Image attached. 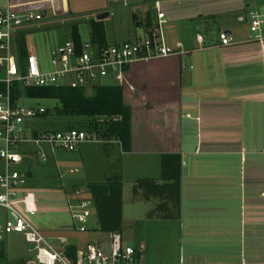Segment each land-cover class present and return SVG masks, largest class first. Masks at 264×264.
Returning a JSON list of instances; mask_svg holds the SVG:
<instances>
[{
  "label": "crops",
  "instance_id": "obj_1",
  "mask_svg": "<svg viewBox=\"0 0 264 264\" xmlns=\"http://www.w3.org/2000/svg\"><path fill=\"white\" fill-rule=\"evenodd\" d=\"M128 1L148 4L134 9L136 27L146 36L134 32L133 41L148 37L156 29V5L161 10L162 1ZM180 3L175 0L171 8ZM122 4L125 6L127 0ZM105 11L106 7L97 10ZM203 12L197 20L192 9L177 13L183 15L176 18L163 12L168 21L164 31L175 34L167 40L164 33L166 45L188 54L138 61L127 68L126 80L120 85L124 102L132 111L131 151L123 153L113 142L101 145L102 149L85 143L88 145H81L77 151L65 152L80 160L76 163L82 165L86 176L83 188L120 179L123 209L119 234L123 242L145 245V263L264 264V50L251 40L249 24L242 15L220 27L219 14ZM221 32L233 39L230 46L221 45ZM198 36L203 37L202 44ZM45 131L53 130L30 133ZM33 146L19 147L23 155L19 169L28 174V188L36 196V214L40 204L45 217L50 206L47 199L38 202L37 193L48 198L58 186L50 169L39 172L37 157L46 155L47 160H41L48 163L51 156L50 166H69L71 174L79 168L61 160L64 156L60 154L67 155L60 149L48 146V154ZM117 152L129 156L133 162L130 167H125V158L119 163L113 161ZM151 159L156 164L153 170L152 162L144 166ZM142 165L146 175L135 182L134 189V201L140 204L133 206L134 213H127L123 177L130 170L140 171ZM4 168L3 163L2 172ZM57 171L65 204L69 208L71 199L78 205L73 193L81 187L77 185L79 179H65ZM10 218V213L2 210L0 221ZM47 218L55 220L58 232L45 237L60 242L55 246L65 252L74 250L76 256L91 243H105L110 235L100 233V238L90 241L83 235L89 231H77L76 222L73 225L59 217ZM52 221L42 226L48 228Z\"/></svg>",
  "mask_w": 264,
  "mask_h": 264
},
{
  "label": "built area",
  "instance_id": "obj_2",
  "mask_svg": "<svg viewBox=\"0 0 264 264\" xmlns=\"http://www.w3.org/2000/svg\"><path fill=\"white\" fill-rule=\"evenodd\" d=\"M4 1L5 6L0 8V161L5 168L0 173V210L10 213L11 218L5 222L0 221V236L22 234L29 244L34 245L37 264H148L143 261L145 245L126 246L118 233L110 234L105 243L89 244L75 259H69L63 248L58 249L50 243L16 208V205H22L28 214L37 212L36 196L28 188V174L19 169L23 162V155L19 152L21 145H48L73 152L86 142H114L120 145L124 153L120 142L106 141L87 131L73 129L45 131L36 136L31 134L24 124L36 117L37 111L24 109L20 104L22 97L16 93L33 87L93 89L102 85L101 80L104 78H112L116 83L123 84L127 68L138 61L188 53L173 50L166 45L163 31L168 21L157 4V26L152 36L101 49L88 45L80 55L70 40L51 48L50 70L44 71L34 51L28 50V54L21 60L17 44L20 33L30 25L39 26L44 14L19 12L12 6V0ZM109 1L123 3L125 0ZM249 17L251 40L264 50V14L251 11ZM197 40L203 43L202 36H198ZM219 40L223 47L233 43L226 32L219 34ZM89 49L92 50L88 52ZM41 157L43 161L47 160L46 155L42 154ZM73 196L78 200V205L72 204L70 199L69 208L78 223L77 230L86 233L93 207L89 190L77 188Z\"/></svg>",
  "mask_w": 264,
  "mask_h": 264
},
{
  "label": "rangeland",
  "instance_id": "obj_3",
  "mask_svg": "<svg viewBox=\"0 0 264 264\" xmlns=\"http://www.w3.org/2000/svg\"><path fill=\"white\" fill-rule=\"evenodd\" d=\"M161 10L170 16H178L183 13L188 12V10H193L194 13V20L198 19L199 15H203L205 12L204 10H213L217 14H219V18L221 20L219 22L220 27H224L227 23L232 24L236 20V15H242L246 19V24H249V35L250 33V17L249 14L251 11L258 12L260 14H264V0H178L180 5L174 6L171 8L172 3L175 0H161ZM167 4H170V7H166ZM148 4L136 5L132 4L127 0V4L124 6L122 3H111L109 0H12V6L16 11L19 12H35L44 14V19L38 24L30 25L26 27V31L29 32L25 36L26 47L29 51H34L37 53L38 60L40 66L44 71L50 70V61H51V54L50 50L54 46L63 45L66 42L71 40V29L73 26H78L79 31L82 37V41L85 45H90L91 48L94 47L92 43L91 37V24L90 22L95 19L96 14L98 13L97 10L106 7L108 12L112 14V16L108 19L103 21L105 30H106V41L109 45L114 44H122L124 42L133 41L136 37L134 36V32H137V36L145 37L144 31L138 27H136L134 21V9L137 8H144ZM151 4H149L150 6ZM154 5V4H153ZM5 6V1L0 0V8ZM155 6V5H154ZM156 11V10H155ZM176 12V13H175ZM203 12V13H202ZM175 14V15H174ZM188 14V13H185ZM157 15V13H156ZM171 17V16H170ZM157 18V17H156ZM176 18V17H175ZM243 29V27L241 26ZM164 30L167 31V28L164 27ZM164 31L167 35V40L173 39L175 36L174 33H169ZM92 49H89L90 52ZM263 77H264V53H263ZM102 85H115L116 83L112 78H104L101 80ZM93 90L87 89V95H92ZM20 104L24 109H31L38 112H45L48 109H53L58 106V101L56 100H36V99H29V98H22L20 100ZM77 120V121H76ZM72 119L73 123H79L76 126L81 127L80 123L83 125L84 120L80 119ZM68 120L64 119L61 120L62 124L67 123ZM58 120L48 117V118H37L34 117L28 120L24 127L29 130H58L60 127ZM89 143V142H86ZM96 144L94 147H100L103 144L94 143ZM85 146L88 144L83 143ZM82 144V145H83ZM81 146V145H80ZM79 146V147H80ZM33 148L38 149L39 151L42 149L44 152L48 153L49 147L48 145H34ZM60 149L64 151L65 155L60 154V157L64 156L61 160L71 161V163L79 162L80 160L77 157H72L68 155L67 152L70 151L56 148V150ZM79 149V148H78ZM77 149V150H78ZM76 150V151H77ZM67 151V152H65ZM72 153V152H71ZM49 154V153H48ZM127 154H120L117 152L116 156H113V161L115 163H119L122 158H125V167L126 165L131 166L132 160L128 158ZM127 158V159H126ZM130 159V160H129ZM51 156L49 157L48 163H44L41 160V157H37L36 165L43 171L45 167L50 169V173L53 174V178L56 180V185L58 189H54V194L48 195V198L42 197L40 193L38 194V202H42L44 199H47L49 204V209L46 211L48 213H44L46 216L42 217V212H40V204H38V213L35 214H28L25 212L24 207L22 205H16V208L22 212L27 220L33 225V227L39 231L43 236L46 235H54L57 233V227L55 225V220L48 219L47 217H59L63 219V221H67L74 225V220L70 214L68 206L65 204L67 201L65 199L64 192H62V187L60 185L57 170H60V174L65 177V179L72 180V179H79L78 186L79 188H83L85 186L86 176L84 173V169L82 165L75 164L79 168L77 173L71 174L69 172V166H59L57 167L50 166ZM151 161H147L144 166H147ZM133 163V162H132ZM65 165V164H64ZM55 166V165H54ZM142 165V168L138 172H132L130 170L127 172L124 178V202L127 209V213H132L133 206L139 205L140 203L134 201V189H135V182L142 176L146 175V169ZM151 170H153L156 166L155 163H151ZM53 167V168H51ZM75 167V168H77ZM3 170V163L0 161V173ZM114 170V167L113 169ZM111 174V173H110ZM57 178V179H56ZM58 181V182H57ZM73 181V180H72ZM55 182L53 185H55ZM42 197V198H41ZM144 204V203H143ZM134 209V208H133ZM55 210V211H54ZM57 210V212H56ZM140 211V209L138 210ZM2 214V210H0ZM134 213V212H133ZM0 214V215H1ZM34 215V216H33ZM52 221L48 223L49 227L45 228V223L47 221ZM98 216L97 211L94 207H92V214L89 219L88 223V234H83L84 237H87L88 240H93L95 238H100L101 234L98 231ZM44 225V226H42ZM76 230L78 228V223H75ZM78 231V230H77ZM54 246L59 244L60 242L50 241ZM63 244V243H62ZM126 246H137L133 243L124 242ZM61 245V244H60ZM59 245V247H60ZM64 245V244H63ZM56 247V246H55ZM58 248V247H57ZM58 249H61L58 248ZM0 251H3V255L0 256V264H37L36 256L37 252L34 249V245L29 244L26 242L24 236L22 234H5L3 235V241L0 242ZM0 252V253H1ZM145 255V254H144Z\"/></svg>",
  "mask_w": 264,
  "mask_h": 264
},
{
  "label": "trees",
  "instance_id": "obj_4",
  "mask_svg": "<svg viewBox=\"0 0 264 264\" xmlns=\"http://www.w3.org/2000/svg\"><path fill=\"white\" fill-rule=\"evenodd\" d=\"M91 37L93 45L98 48H106V30L103 21L91 22ZM29 32V31H28ZM28 32L19 35L18 55L21 60L28 54L25 36ZM153 30L149 36H152ZM71 41L78 55L82 54L85 44L78 26L71 29ZM93 94L87 95V89H72L69 87H33L23 91H17V96L36 100H56L58 106L41 113L37 111V118H54L58 120L60 128L53 131L81 130L95 133L106 141L120 142L125 153L131 151L132 144V111L124 102V88L120 84L100 85L93 87ZM68 120L62 124L61 120ZM76 119L84 120V124L73 123ZM77 121V120H76ZM38 133L34 134L35 136ZM172 159H179L172 156ZM149 182V181H148ZM88 190L91 194L93 207L98 215V231L100 233L115 234L122 230V190L120 179H109L105 183L90 184ZM66 257L75 259L76 253L69 249Z\"/></svg>",
  "mask_w": 264,
  "mask_h": 264
},
{
  "label": "water",
  "instance_id": "obj_5",
  "mask_svg": "<svg viewBox=\"0 0 264 264\" xmlns=\"http://www.w3.org/2000/svg\"><path fill=\"white\" fill-rule=\"evenodd\" d=\"M111 17V13L108 11L105 12H99L96 14L95 20L96 21H104L105 19H108ZM86 48L88 47V45L85 46Z\"/></svg>",
  "mask_w": 264,
  "mask_h": 264
}]
</instances>
